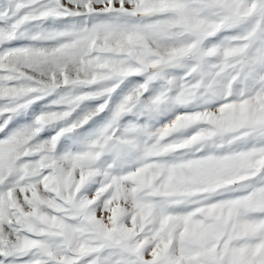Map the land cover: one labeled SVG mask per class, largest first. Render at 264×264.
Returning <instances> with one entry per match:
<instances>
[{"label":"snow or ice","instance_id":"6c2138e0","mask_svg":"<svg viewBox=\"0 0 264 264\" xmlns=\"http://www.w3.org/2000/svg\"><path fill=\"white\" fill-rule=\"evenodd\" d=\"M0 264H264V0H0Z\"/></svg>","mask_w":264,"mask_h":264}]
</instances>
